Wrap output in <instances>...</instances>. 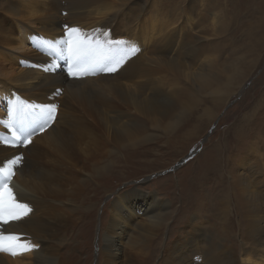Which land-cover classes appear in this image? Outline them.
Segmentation results:
<instances>
[{
	"label": "bare ground",
	"instance_id": "obj_1",
	"mask_svg": "<svg viewBox=\"0 0 264 264\" xmlns=\"http://www.w3.org/2000/svg\"><path fill=\"white\" fill-rule=\"evenodd\" d=\"M189 1L191 4L187 8L179 6L178 0H165L156 11H145L143 0H66L67 6H71L78 14L100 15V20L90 26L73 25L59 18L58 11L64 8L61 6L64 0L0 2V61L9 51H28L26 43L31 38V32L27 27L33 25H25V21H37V27L41 28V31L43 24L49 22L58 29L67 30V34L57 37L58 34H52L55 32L53 26L51 29H43L41 34L47 46L42 53L27 54L24 59L21 81L26 84L22 86V90L18 89L19 80L11 81L14 85L8 86L10 94L3 88L5 84H1L0 103L6 106L8 118L0 121V176L10 177L5 181L7 188L18 202L27 204L31 211L24 215L20 209L5 207L6 213H15L20 219L9 221L0 229L4 236V239L0 240V264H66L63 252L67 242L65 232L75 224L69 215L75 210L73 205L81 202L84 162L95 159L94 153L82 151L77 138H90L87 134L91 133L103 137L109 135L110 129L111 135L116 139L127 137L133 130L142 131L143 121L151 122L153 127H160L156 122L160 115L167 120L164 124L166 128L174 132L183 117V121L191 125L195 123L194 119H198L199 110L187 114L196 108L192 99L193 93L206 97L217 94L225 96L219 102L225 104L241 90L254 68L252 65L244 72L241 71L239 57L236 62L226 65L220 61L223 47L211 49L217 53V58L210 60L205 56L208 52L205 45H216L214 41L206 42L210 34L206 24L210 22L209 15L212 11L222 10L220 5L216 4L215 7L217 0ZM197 1H201L198 7L195 5ZM124 2L129 3L117 12ZM234 12H239V8H235ZM120 15L123 16L125 25L123 36L106 40L109 32L114 31V24L122 20ZM256 23L258 24V21H249L245 23L244 29L256 26ZM242 26L243 23L241 28ZM256 27H252V31H246L252 45L257 36L264 42V21L262 20L261 28L260 25ZM224 32L223 29L218 31L215 38L225 40ZM62 40L66 41L64 45H60ZM115 41L122 43L115 44ZM59 51L61 55L57 56ZM97 63L101 64L100 69ZM97 68L99 77L90 80L99 73ZM69 71L75 75H68ZM160 74L170 78L174 86H181L175 91V104L180 112L170 103V98L152 91V77ZM31 81L35 83L30 85ZM62 87L64 95L59 98ZM76 95L85 97L82 101L89 111L88 117L71 115L67 119L68 113L62 110L53 118V106L56 107L59 103V108H68L71 111L68 102ZM30 97L32 103H29ZM24 99L28 101H23ZM259 108L260 103L252 111L255 113ZM1 111L0 119L3 117ZM202 111L207 122L214 117L215 112L212 109L205 107ZM13 113V123L6 129L4 120H10ZM251 115L247 114L245 120L250 121ZM26 116L30 118L24 119ZM40 117H45L47 122ZM19 124H23L24 133H31L33 129L35 133H41L39 138L44 143L31 141L30 144L17 145L11 129ZM235 125L230 128L231 133L240 126ZM239 133L233 132L232 135L236 137ZM188 135L190 134L183 132L180 137L188 138ZM243 139H238L233 145L237 148L241 146L245 149L243 151H246L239 158V166L243 168V172L238 173L234 169L226 172L227 174H208L193 185L192 193L197 198L192 194L183 199L185 206L176 208L173 217L174 221L184 220L177 225H184L186 230L183 234L178 232L171 245L164 246V260L160 264H234V251L236 255L242 253L241 257H244L245 261L249 256L259 258V250L264 254V189L259 187L261 183L256 180V172H250L254 167L249 163L251 159L247 156L250 144ZM259 142L264 144L261 139ZM41 145L50 148L51 154L45 152ZM212 146L213 153H222V149H226L223 146L220 149L219 144ZM206 154L207 150L202 156ZM14 157H22V160L15 166L6 163ZM209 158L205 161L210 165L203 173H207L208 169L216 172V167L221 164L218 154ZM246 166L247 170H244ZM262 175L264 176V173ZM261 182L264 186V179ZM207 183H211L213 189L221 194L213 206L216 209L223 207L219 210L221 216L217 219L218 228L213 232L209 230L210 233L203 223L199 222L200 217L190 219L189 222L187 220L191 212L197 209L204 211L206 204L201 201V196L205 200L206 191L203 187ZM220 184L222 190L217 189ZM200 187L202 191L197 194L196 190H200ZM168 190L163 188V191L170 195ZM177 192L174 193L172 201L177 200ZM195 198L197 200L193 202ZM4 199L6 197L0 193V201ZM156 200V194L142 196L135 191L117 196L114 205L112 204V228L109 229L111 234H104V264L120 262V244L123 238L130 242L134 240L132 234L144 237L143 233L148 232L143 223L136 222V217H142L149 227L168 221L164 218L170 217L169 202L157 204ZM233 220L237 230L232 229ZM9 236L12 239H8ZM227 242L233 250L225 248ZM247 245L248 248L245 247ZM143 247L149 249L152 243H145ZM12 252L17 254L12 255ZM122 264L136 262L128 260Z\"/></svg>",
	"mask_w": 264,
	"mask_h": 264
},
{
	"label": "rangeland",
	"instance_id": "obj_2",
	"mask_svg": "<svg viewBox=\"0 0 264 264\" xmlns=\"http://www.w3.org/2000/svg\"><path fill=\"white\" fill-rule=\"evenodd\" d=\"M1 1L3 0H0V2ZM143 1L145 11H156L158 7L160 8V6L165 3V0ZM200 2L201 1L195 2L196 7L200 5ZM128 3L129 2H124L121 4L117 12H120L122 7ZM178 4L179 6L187 8L191 3L189 0H178ZM216 4L220 5V9L222 10L212 11V14L209 15L210 22L206 24L210 33L209 36H207L206 42L214 41L216 45L207 43L205 49L208 52L205 56L210 60L215 59L217 58V53L211 49L214 47H223L220 61L228 65L231 62H236V58L239 57L238 64L241 71L244 72L251 65L254 68L243 83L241 90H239L236 95H233L225 104L219 103L225 96L221 97L217 94L206 97L193 93L192 99L196 103V108L188 113L185 112L189 114L199 110L198 119H194L195 123L192 122V125L184 122L183 117L177 130L171 132L164 125L167 121L166 118L160 115L156 121L160 124V127H153L151 126V122L143 121V130L138 132L133 130V133L127 137L122 136L116 139L111 135L110 129L109 135L103 137H98L91 133L87 134L90 138H84L82 140L77 138V143H79L82 151L89 154L94 153L95 159L84 162V169L82 171L83 191L80 196L81 202L73 205L75 206V210H72L69 215L70 220L75 221V224L65 232L67 235H65L67 237V242L65 243L66 247L63 252L66 264H68L67 262H69V264H104L102 260V252L105 250L104 234L106 232L111 234L109 229L112 228L111 214L114 201L118 195L131 191L138 192L142 196L156 194L157 204H166L169 202L168 212L170 217L169 219L168 216L164 218L168 220L167 222L164 223V221H162L161 225H155L153 227H149L148 223L142 220V217H136V222L143 223L144 228L148 232L143 233L144 237L132 234L134 240L130 242H127L125 238L122 239L120 244L121 259L117 264H122V262H127L128 260L134 261L136 264L163 263L162 251L164 246L171 245L173 240L177 238L178 232H182L183 234L186 230L184 225H177L182 220L178 219L177 221L176 219L174 221L173 217L176 208L180 207V205L185 206L186 202L183 199L193 194V185L197 182L199 183V181L207 177L208 174L210 176L214 173L220 175L226 172L229 173L234 169H236L235 171L238 173L243 172V168L239 166V158H241L243 152L246 153V151H243L245 149L241 146L238 148L237 146H233L237 143V140L242 137L244 138L243 140H245L244 142L250 144L247 148V156L251 159L249 163L254 166L250 172H256V180L261 183L259 187L260 189H264L261 182L264 179L262 175V173H264V144L259 142L260 139L264 141V42L257 36L256 41L252 45L251 38H247L248 35L246 33L247 30L252 31V27L257 28L256 26L260 25L261 28L262 20L264 21V0H217V2H215V7L217 6ZM61 6L67 9H59V18L69 21L73 25L90 26L100 20V15L91 13L78 14L73 11L71 6H67L66 0H64V4ZM237 7L239 8V12L235 13L234 9ZM132 11L134 12V9ZM242 16L246 17L243 18ZM120 19L122 20H118V22L114 24V31L109 32L110 34L107 35L106 40L115 39L121 35L123 36L125 25L122 15H120ZM249 21H258V24L256 23V26L252 25L251 28L244 29L245 23ZM25 23V25H33V27H27L31 32V38L29 41L27 40L26 43V49L28 51L26 53H23V51H9V53L2 56L0 61V63H2L0 64V88H2V83L5 84L3 88H5L7 93L9 89L8 86L14 85L11 83L13 80H19L18 85L20 87L18 89H23L22 86L26 84L21 81L22 72H24L23 61L27 54L38 55L42 53L47 43H45L46 40L43 39L41 33L43 29H51L53 26L50 22L49 24H43L41 31V28L38 29L37 27V21H31L30 23L25 21ZM242 23L243 29L241 28ZM47 26L48 28H46ZM53 29L55 32L52 34H58L57 37L67 34V30L63 28L58 29L53 26ZM222 29L225 30L223 34L225 40H217L215 34ZM64 38L66 39V37ZM65 42L66 41L62 40L60 45H64ZM60 55L61 51L58 52L57 56ZM96 65H98L100 69L101 64L97 63ZM98 68L97 71L99 72ZM99 75L100 72L90 78V80H96ZM151 82L152 91L161 93L163 96L170 98V103L174 104V108L177 112H180L181 110L176 108L175 104V91L181 86H174L171 79L164 74L153 75ZM34 83V81H31L30 85ZM63 92L64 89L62 87V90H60L58 94L59 98H63ZM86 93L89 94L90 92L86 91ZM84 98L85 97L77 95L72 96L68 102L71 111L68 110V108H59L58 103L56 107H54V111L53 109L51 110V113H53L52 115L56 118L57 113L64 110V112L68 113L67 119L71 115L74 117L83 116L87 118L89 111L83 106L85 103L82 99ZM29 100V103H32V97H30ZM23 101L28 100L24 99ZM166 102L168 101L166 100ZM259 103L260 108L254 113L252 110ZM205 107L215 112L214 117L211 118L209 122H207L204 112L202 111ZM0 111L1 116H3L0 121L8 118L7 108L2 102L0 103ZM249 113L252 114L250 121L248 119L245 120L246 115ZM14 118L15 113H13L11 119L9 118L10 120H4L5 124L11 126ZM24 123L26 124V120H24ZM237 124L240 125L238 126L239 128L232 131V133H240L234 137L230 132V128H232L233 125L237 126ZM183 132L185 134H190L188 138L180 137ZM40 134L41 133L36 132L31 135V141L39 144L44 143V141L39 138ZM130 137L132 138L130 139ZM214 144H219L220 149H222L221 146L226 149L224 151L222 149V153H218L219 151L213 153L212 145ZM41 146L45 149V152L51 154L52 150L50 148L45 145ZM205 150H207V154L203 157L202 154ZM213 154H218V157H221V164L216 167L218 171L212 172L213 170L208 169L207 173H203L210 165L209 162L205 160L208 157L211 158ZM244 170H247V166ZM257 177L259 178L257 179ZM163 188L169 189L168 192L171 194H166ZM200 188V190L199 188L196 190L197 194L202 191V187ZM203 188H205L206 191L205 200L201 196V201L205 202V209L204 211L197 209L195 212H191L187 220L189 222L190 219L193 220L196 219L197 216V218L200 217V219H198L199 222H202L203 226L208 230V233H210L209 230L213 232L215 228H218L217 219H220V211L223 207H218L216 209L213 205L219 200L221 194L213 189L211 183H207ZM217 189L222 190V184H220V186L218 185ZM175 192H177L176 197L178 194L179 196L177 200L172 201ZM195 197L197 198V196ZM196 198L193 199V202L197 200ZM80 220L82 221L81 223ZM182 222H184V220ZM188 222L186 221V224ZM231 225L233 230H237L234 220ZM135 241H138V243ZM145 243H152V247L146 249L143 247ZM229 246L230 244L227 242L225 248L233 250ZM245 247L248 248V245ZM260 252L259 250V258L249 256L246 258L247 261H245V258L241 257L242 253L236 255L234 251V264H264V260H262L264 254Z\"/></svg>",
	"mask_w": 264,
	"mask_h": 264
},
{
	"label": "snow or ice",
	"instance_id": "obj_3",
	"mask_svg": "<svg viewBox=\"0 0 264 264\" xmlns=\"http://www.w3.org/2000/svg\"><path fill=\"white\" fill-rule=\"evenodd\" d=\"M70 31L74 32L76 31V29H70ZM114 43L120 44L122 42L115 41ZM109 71H111V69H109ZM68 75L73 76L75 74L72 71H69ZM54 107L55 106H53V111H54ZM28 118L30 117L28 116L24 117V119H28ZM40 119H44L45 123L47 122L45 117H40ZM5 127L6 129L8 128L7 125H5ZM11 130L14 134V138L16 140L17 145H24L25 143L30 144L31 143L30 137L31 135L35 134V129H33L31 133H24L23 124H19ZM40 130L41 131L43 130V126H41ZM21 160H22V157H14L12 160L7 161L6 163H11L15 166L17 162ZM8 179H10V177L0 176V193H3L4 196L6 197V199H4L3 201H0V229H3V226L7 225L9 221L20 219V216L16 215L15 213H12V212L6 213L4 210L5 207H7L8 209H20L23 211L24 215H27L28 212L31 211V209L28 207L27 204L18 202L16 198L12 196L11 190L7 188V185L5 183V181ZM3 239H4V236L2 232H0V240H3ZM8 239H12V237L9 236ZM16 254H17L16 252H12V255H16Z\"/></svg>",
	"mask_w": 264,
	"mask_h": 264
},
{
	"label": "water",
	"instance_id": "obj_4",
	"mask_svg": "<svg viewBox=\"0 0 264 264\" xmlns=\"http://www.w3.org/2000/svg\"><path fill=\"white\" fill-rule=\"evenodd\" d=\"M190 157V156H189Z\"/></svg>",
	"mask_w": 264,
	"mask_h": 264
}]
</instances>
